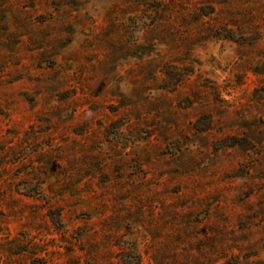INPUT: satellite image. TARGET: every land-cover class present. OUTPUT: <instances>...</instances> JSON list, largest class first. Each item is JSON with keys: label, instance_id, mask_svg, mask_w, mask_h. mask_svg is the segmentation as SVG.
Wrapping results in <instances>:
<instances>
[{"label": "rangeland", "instance_id": "rangeland-1", "mask_svg": "<svg viewBox=\"0 0 264 264\" xmlns=\"http://www.w3.org/2000/svg\"><path fill=\"white\" fill-rule=\"evenodd\" d=\"M0 264H264V0H0Z\"/></svg>", "mask_w": 264, "mask_h": 264}]
</instances>
